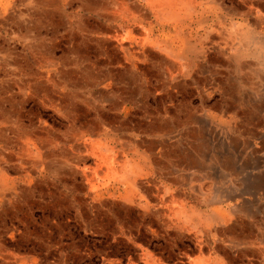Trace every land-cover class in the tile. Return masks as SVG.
<instances>
[{"label": "rangeland", "instance_id": "rangeland-1", "mask_svg": "<svg viewBox=\"0 0 264 264\" xmlns=\"http://www.w3.org/2000/svg\"><path fill=\"white\" fill-rule=\"evenodd\" d=\"M29 5L23 4L28 12L21 16L34 23L31 37L26 21L22 26L12 9L0 10V166L5 169L0 174L21 173V181L0 187L5 194L0 196V248L29 257L27 264L31 259L36 264H138L143 243L156 248L179 243L183 239L172 229L157 233L164 225L151 214L143 216L149 209L141 186L146 172L127 156L128 142L110 131L137 124L146 114L155 118L156 111L173 113L179 100H207L203 92L194 97L190 87L205 82V75L185 70L189 61L177 60L159 41L160 20L169 16L158 4L145 10L147 0H35ZM169 9L166 13L174 15L172 5ZM235 71L229 82L225 74L224 91L215 93L228 109L224 154L217 155L216 139L212 149L214 162L222 165L229 249L241 247L237 201L224 196L240 187L243 83L249 78L253 92L260 88L256 75L264 74ZM21 84L30 85L22 96L16 90ZM25 146L31 152L22 160L25 171L18 172L15 155ZM8 150L12 162L2 161ZM155 191L161 198L158 185ZM259 198L264 225V198ZM154 211L157 216L158 208Z\"/></svg>", "mask_w": 264, "mask_h": 264}, {"label": "crops", "instance_id": "crops-1", "mask_svg": "<svg viewBox=\"0 0 264 264\" xmlns=\"http://www.w3.org/2000/svg\"><path fill=\"white\" fill-rule=\"evenodd\" d=\"M0 1L1 11L3 7L5 11L12 9L22 26L21 22L26 21L31 37L34 23L21 15L24 10L28 12L23 4L28 6L35 0L24 3L14 0L13 6V0ZM147 3L145 10H152L150 4H158L157 9L169 16L165 22L160 20L159 37L163 38L159 41L167 44L177 60L189 61L185 70L195 76L205 75V82L196 81L190 87L196 92L194 97L197 91L203 92L207 100L201 97L189 102L179 100L176 103L180 106L175 107L173 113L156 111L155 118L146 114L137 124L128 122L110 129L112 134H117L116 138L128 142L124 147L127 156L142 164L146 172L141 186L149 209L143 216L151 214L164 225L163 230L159 226L157 233L172 229L175 236L183 239L157 248L143 243L138 264H264L253 244H247L244 249L228 247L221 196L224 189L222 165L214 162L215 151L212 150L216 139L220 143L217 155L224 154V122L228 109L215 93L219 96V92L224 91L225 74L229 82L231 73L238 74L235 70H264V0H147ZM171 5L174 15L166 13ZM28 7L32 10L30 5ZM178 65L180 67L181 62ZM29 87L21 84L16 90L22 96ZM206 147L211 151L210 157ZM120 149L117 148V152ZM125 150H121V154ZM215 169L219 173L216 174ZM157 185L161 198L155 191ZM0 187L5 188V185ZM217 191L218 195L213 197V192ZM4 195L0 192V196ZM245 237L252 238L248 234Z\"/></svg>", "mask_w": 264, "mask_h": 264}, {"label": "bare ground", "instance_id": "bare-ground-1", "mask_svg": "<svg viewBox=\"0 0 264 264\" xmlns=\"http://www.w3.org/2000/svg\"><path fill=\"white\" fill-rule=\"evenodd\" d=\"M256 77L258 81L260 82L259 84L260 88L254 90V87H252V89L254 90L253 92L251 91L249 78L247 80L244 79V83H243L244 91H243V97H242L243 98L242 124H241L242 138L240 140V145H241L240 169L241 170H240V183H239L240 187L238 189L239 191L237 190L238 191L237 193L234 192L233 195L229 194V196L227 195L224 197L227 199L230 198L231 200L237 201L236 202V205L238 207L237 212L239 211L240 218H241L240 220V225H241L240 245L241 247L247 248V244L248 245L253 244L252 246L255 248V250L259 251L263 255L264 225L260 219V214H262V210H263V203L261 199L259 198V196L264 198V169L262 170V166L264 163V92H262V90L264 91V74L259 72V74H257ZM30 140L31 142L33 141L32 139ZM233 142L234 141L232 140V146L235 149V143L233 145ZM25 143L26 142L24 141V145ZM32 145L34 147V143H32ZM27 152L30 153L31 150L28 149V146L27 147L25 146V148L21 149L20 155H15L17 157L16 160L18 161L17 167H16L18 172L21 170H23V172L25 171L23 169L24 165L22 163V160H23V157L27 159ZM11 154L12 152L9 150L6 153H3L2 161L12 162L13 158L11 157ZM232 163L230 159L227 160L228 171H230L228 173L229 175L233 172ZM2 171L5 172V169L0 166V172ZM124 173L126 174V172ZM19 174L21 173H18L14 177H10L9 174L7 175V173L0 174V185L7 186L9 184L15 183L16 181H21V179H19V176H18ZM122 181L124 180L122 179ZM228 190H229V187H228ZM230 191L232 190H229V192ZM216 195L218 194H214V196ZM246 230H248V232H246ZM246 234H248V236H251L252 238H246L245 237ZM6 252L7 251L0 248V264H18V263L27 264V262H29L28 261L29 257L27 256H22V255L16 256L12 254L11 252H7L9 255L12 256L10 259L8 258V254ZM36 263L37 261H35L34 259H31L30 264H36Z\"/></svg>", "mask_w": 264, "mask_h": 264}]
</instances>
